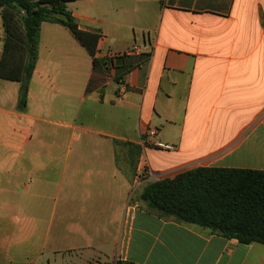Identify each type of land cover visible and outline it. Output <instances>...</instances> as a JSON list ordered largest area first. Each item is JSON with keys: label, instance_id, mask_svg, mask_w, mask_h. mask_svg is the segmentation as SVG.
I'll return each instance as SVG.
<instances>
[{"label": "crops", "instance_id": "crops-1", "mask_svg": "<svg viewBox=\"0 0 264 264\" xmlns=\"http://www.w3.org/2000/svg\"><path fill=\"white\" fill-rule=\"evenodd\" d=\"M66 6L76 29L41 24L23 109L0 20V264H264L141 199L197 167L264 170V0Z\"/></svg>", "mask_w": 264, "mask_h": 264}, {"label": "trees", "instance_id": "trees-1", "mask_svg": "<svg viewBox=\"0 0 264 264\" xmlns=\"http://www.w3.org/2000/svg\"><path fill=\"white\" fill-rule=\"evenodd\" d=\"M73 1L79 0H0L4 52L12 50L18 60L19 109L35 69L40 26L50 22L75 30L66 6ZM141 199L162 217L264 246V170L197 167L148 184Z\"/></svg>", "mask_w": 264, "mask_h": 264}, {"label": "built area", "instance_id": "built-area-1", "mask_svg": "<svg viewBox=\"0 0 264 264\" xmlns=\"http://www.w3.org/2000/svg\"><path fill=\"white\" fill-rule=\"evenodd\" d=\"M138 52H139L138 46L134 45L131 49L127 50L126 52H124L122 54L109 55V57H108L109 64L113 65L115 59L124 58V57L130 56V55L138 53ZM105 67H106V63L104 64V68ZM118 85H119V93L121 94L125 91V83H124V80L122 78L118 80ZM155 137H156V131L151 130V131H149L148 136L145 137V141H147L148 144L150 146H152L153 148L161 150V151L171 152V151L175 150V147L173 145L161 142V141L156 140V139L154 141L149 140V139H153ZM145 172H146V169L145 170L143 169L142 173L140 174V176L138 178L140 179L141 177H144L147 173V172L146 173ZM147 177H149V174L147 175ZM89 264H100V263L93 262V263H89Z\"/></svg>", "mask_w": 264, "mask_h": 264}, {"label": "rangeland", "instance_id": "rangeland-1", "mask_svg": "<svg viewBox=\"0 0 264 264\" xmlns=\"http://www.w3.org/2000/svg\"><path fill=\"white\" fill-rule=\"evenodd\" d=\"M245 154H244V152H242L241 153V157H243ZM93 260H96V261H94V262H96V263H100V264H114V262L113 261H107V260H105V259H103V258H101V259H93ZM91 261V260H90ZM87 262H89V260L88 259H86V258H84L83 257V260H81V264H86ZM90 263H93V262H90ZM89 264V263H88Z\"/></svg>", "mask_w": 264, "mask_h": 264}]
</instances>
